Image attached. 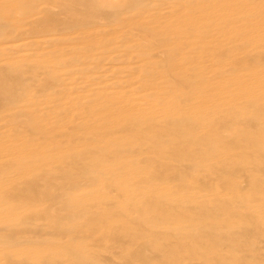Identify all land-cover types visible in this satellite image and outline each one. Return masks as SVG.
Wrapping results in <instances>:
<instances>
[{
    "label": "bare ground",
    "instance_id": "1",
    "mask_svg": "<svg viewBox=\"0 0 264 264\" xmlns=\"http://www.w3.org/2000/svg\"><path fill=\"white\" fill-rule=\"evenodd\" d=\"M34 1L10 3L15 11L0 0V264H264V2L229 3L230 23L202 20L194 42L190 21L143 12L152 0ZM238 15L254 28L235 29ZM116 27L125 32L106 54L125 44L145 70V103L124 99L128 75L115 82L125 92L112 81L106 95L91 86L87 95L84 81L65 108L62 74L79 83L90 71L101 84L106 67L133 62L125 49L69 55L66 42L78 31L93 46ZM214 30L224 43L202 42ZM33 43L66 45L47 59ZM42 104L53 111L45 120Z\"/></svg>",
    "mask_w": 264,
    "mask_h": 264
},
{
    "label": "rangeland",
    "instance_id": "2",
    "mask_svg": "<svg viewBox=\"0 0 264 264\" xmlns=\"http://www.w3.org/2000/svg\"><path fill=\"white\" fill-rule=\"evenodd\" d=\"M6 1V0H5ZM8 1V0H7ZM43 1L44 0H35L34 2L35 3H43ZM101 1H104L105 3H107V4H114V3H116V2H118V3H121L123 0H101ZM172 1V2H171ZM174 1L175 0H170V1H168V2H166V4L165 3H163V4H159V1H154V0H152L151 1V4L150 5H148L149 7H147V6H145L146 8H145V11H143V12H146L147 13V11H148V9L150 10V11H152V10H156V11H153V12H158L161 16H164V21H168V22H170V24H171V22H172V20H173V22L176 24V23H189V21H190V23H192V24H194V28L195 29H193V31H192V33H191V36H190V34H189V36L191 37V39H190V37H187L190 41H194V42H196L197 41V35H199L200 34V32H201V30H200V27H201V22H202V20H209L210 21V19H212L211 17H214L213 18V20L211 21V22H209L210 24H219V22H220V24H221V22H222V24H229L230 23V19H231V17L229 16V14H228V4L230 3H235V2H237V1H239V0H228V2H227V0H221V1H219V0H216V1H218V2H216L215 0H182L181 2H179V0H178V2L177 1H175L176 3V5L174 4ZM13 2L14 1H10L9 0V2H6V3H12L13 4ZM15 2H17V0H15ZM14 2V3H15ZM214 2H215V4H218V5H214ZM254 2H258V1H253V3H252V1H250V2H247V4L250 6H254ZM261 3H263L264 2V0H261L260 1ZM5 2H3V4H4ZM154 3L156 4L157 3V5L155 6L154 5ZM250 3V4H249ZM8 4V5H9ZM12 4H10V6H8L7 4V6L6 5H3V7H7V9L9 10L10 8L11 9H15L14 7H12ZM45 4L47 5V4H49V6H50V8L52 7V6H54V5H52L51 3H46L45 2ZM53 4H55V3H53ZM153 4V5H152ZM179 4V5H178ZM181 4V5H180ZM223 4V5H222ZM174 5V6H173ZM222 5V7H220V6ZM13 6H15L16 7V4H14ZM165 6L167 7V8H165ZM177 6H179V7H181V8H179V7H177ZM216 6V7H215ZM220 8H222V9H220ZM152 7L154 8V9H152ZM162 7H163V9H162ZM177 7V8H176ZM197 7V8H196ZM214 7V8H213ZM161 8V9H160ZM211 8V9H210ZM53 9V8H52ZM57 9H59L58 8V6L56 7V5L54 6V11H57ZM152 9V10H151ZM166 9H168V10H166ZM202 9V10H201ZM163 10V11H162ZM210 10V11H209ZM213 10H215V11H213ZM15 11H16V9H15ZM167 13H166V12ZM178 11H179V13H178ZM149 12V11H148ZM165 12V13H164ZM173 12V13H172ZM183 12V13H182ZM194 12V13H193ZM201 12V13H200ZM171 13L173 14L171 17H170V15H171ZM180 13H181V16H178V15H180ZM204 13V14H203ZM64 14V13H63ZM128 13H126V15H127ZM166 14L169 16V18H168V16H166ZM175 14V15H174ZM211 14V15H210ZM213 14V15H212ZM16 15H19V16H17V17H22L23 16V13H19V12H15V16ZM65 15V14H64ZM64 15H62V17H65ZM126 15H124L123 14V16L122 17H124V16H126ZM177 15V16H176ZM193 15V16H192ZM209 15V16H208ZM223 15V16H222ZM228 15V16H227ZM239 15H241V14H239ZM238 15V16H239ZM128 17H129V15H127ZM127 16L126 17H124L123 19H125V18H127ZM235 16H237L236 14H235ZM242 16V15H241ZM120 18H121V16H119ZM206 17H207V19H206ZM244 17V16H243ZM228 18H230V19H228ZM238 18V21L236 22V26H234V28L235 29H237V30H242L243 28L244 29H250L251 27H253L254 28V22H248V21H243L241 18H240V16L239 17H237ZM239 18L241 19V20H239ZM66 19V18H65ZM68 19V18H67ZM129 19H131V18H129ZM172 19V20H171ZM175 19V20H174ZM219 21H218V20ZM103 20H106V19H103ZM186 20H187V22H186ZM229 20V21H228ZM110 21V20H109ZM129 21L130 20H127L126 22H128L129 23ZM133 21H136V20H133ZM218 21V23H216ZM240 21H242V22H240ZM106 22H108V21H106ZM111 22V21H110ZM208 22V21H207ZM224 22V23H223ZM239 22V23H238ZM17 23V22H16ZM126 24V25H129V24ZM123 24H125V23H123ZM126 25H122V26H126ZM196 25V26H195ZM253 25V26H252ZM17 28H18V26H24V24L21 22H18L16 25H15ZM121 26V27H122ZM200 26V27H199ZM228 26V25H227ZM20 27V28H21ZM172 27L173 28H175L174 27V25H172ZM117 28H119V27H116V28H114L113 30L114 31H112L111 29H106V31H105V33H103V34H101V35H99V36H97V39H95V41H96V43L93 45V46H89V45H87V43H89L90 42V40L89 41H87V39H85V40H81V39H78V38H80L81 37V33L79 34V33H74V35H76V36H73V38L72 39H70V40H68V42H66L68 45H70L71 46V48H69L70 50L68 51V54L69 55H71V53H82V52H87V53H89V55H93V56H95V55H99V56H103V55H110V53H112V54H116V51H118L119 50V48H117L116 50H114V52H112V50L111 49H109L108 50V54H106L107 53V50H106V48H107V46H109L110 45V42L113 40H118V38L120 37V35H123V33L125 32V30H124V32H122V29H123V27H122V29L120 28V29H117ZM197 28V29H196ZM115 29H117V31L115 30ZM124 29H126L127 30V27L126 28H124ZM175 31L176 30H178L177 28H175L174 29ZM185 31V30H184ZM196 31H198V32H196ZM220 30H218L217 32H216V30H214V32L212 31L211 32V34L210 33H206V34H204V38L203 37H201V38H203L204 39V41H202V42H206L207 40L209 41L210 39H214V40H221V43L223 44L224 43V39L221 37H218L219 36V32ZM227 31V30H226ZM249 31V30H248ZM110 32V33H109ZM223 33H225V31L223 30L222 31ZM34 34H39V33H37V32H35ZM209 35V36H208ZM203 36V35H202ZM216 38V39H215ZM196 39V40H195ZM21 41H23V40H20V42ZM80 43H79V42ZM17 43H19V41H17ZM66 43H60V44H57V45H55V46H46V44H41L40 45V47L37 45V43H33L34 44V47L32 48V47H29L30 45H28V46H25L26 48H32L34 51H38V47H39V51L40 52H42L43 51V53H42V55H45L44 57L45 58H56V56H55V54H57V51L60 49V47H65V45H66ZM35 44H36V46H38L37 47V49H34V48H36V46H35ZM65 44V45H64ZM13 45V44H12ZM59 45V46H58ZM44 48H43V47ZM122 46H124V48H121ZM120 48H121V50L123 51V49H125V44H123ZM119 47V46H118ZM58 48V49H57ZM73 48H75V49H73ZM88 48V49H87ZM212 48V47H211ZM211 48H207V49H205L207 52H209V54H210V52H212L211 54H214L213 52H216V50L214 49V51H213V49H211ZM43 49V50H42ZM108 49V48H107ZM121 50H119L120 52L118 53V54H120V53H122V51ZM211 50V51H210ZM38 51V52H39ZM125 51H127L126 49L124 50V52ZM204 51V50H203ZM123 52V53H124ZM202 52V51H201ZM201 52H198V53H201ZM207 52L205 53V52H202L201 54L202 55H205V54H207ZM6 54V55H5ZM5 54H1V55H5V57L6 56H9V58L10 57H12V56H16L17 54H18V51L17 52H15V53H13V55H12V53H5ZM7 54H10V55H7ZM192 55H193V53H191ZM196 54H197V52H196ZM41 55V54H40ZM41 55V56H42ZM124 56H125V58H124V56H122V54H121V58H123L124 60H125V62H128L129 61V58L131 59L130 61H133L132 60V58L133 57H131L130 55L128 56L127 55V53L125 52L124 54H123ZM2 57V56H1ZM2 58H4V57H2ZM127 58V59H126ZM123 59H120V60H122V62L124 61ZM89 60H91L92 61V65H93V63L95 64V62H94V60L93 59H89ZM128 60V61H127ZM135 60H136V58H135ZM102 61V62H101ZM100 65H101V67L99 68V69H101L102 70V68H103V66L105 67V65H103L104 63L105 64H107L108 63V65H110V63H112L111 61H110V58L109 57H107V58H104L103 60H100ZM110 62V63H109ZM120 62V61H119ZM119 62H116V64L118 65L119 64V66H117V67H122V66H124V67H129L128 69H131V70H128L127 68H124L123 67V70L125 69V70H128L127 72H125L124 73V71H121V69H120V71L119 70H117V69H119V68H115L116 66L115 65H110V66H108V67H106L107 69H108V71H106V69H104L106 72H103V73H105V74H108V76H110L111 77V79H110V77H109V79L107 80V81H101V84L100 83H98V82H100V80L97 82L96 81V79H95V77L97 76V74L95 73V71L93 70V72L95 73V74H91V72L90 71H86L87 73H83L82 74V72H81V70H77V71H75L76 72V75L75 76H80L81 74H82V77H78V78H81L80 80H79V83H76V82H78V80H76V81H74V79H72V77H68V76H66L65 74H62V75H64V77H61V79L63 80V82L67 85L66 86V89H64V93H62V95L64 96V98H63V96H61L60 97V94H56V97H58L59 99H60V101L63 103V106L66 108V107H68L69 106V108H70V110L73 108V106H76L75 104V102H73V101H71V99L70 98H72L73 96H79L80 94H78V95H75L74 93L76 92V91H80V90H82V86H83V84L82 83H84V81H87L88 82V84H87V88H86V94L88 95L89 94V92L91 91L90 89H89V86H91V88L92 89H96V88H98L99 89V87H100V90H101V87H102V89L104 90V92H105V95H106V93H107V91H105V89H107V90H111L112 88L110 87L111 85H110V83L112 82V83H114L115 84V82H117V81H119L118 79H120V77H122L121 79H126L127 77L126 76H128V75H130V77H131V79L130 80H132V81H134V84H132L131 86H129L128 87V85L127 84H122V85H124V88L126 89V92H127V96H125L124 97V99L125 100H127L128 99V96L129 97H131L129 100H132L134 103H137L138 102V104H139V102L141 103V105H143L145 102H143V100L145 99V97L143 96V95H147V94H145L144 92L145 91H147L146 89H145V87H143V86H141L140 87V85L141 84H139V82L140 81H138L139 79H140V77H138V76H140L141 75V77H142V75L144 74V73H142V72H145V70L143 69V68H141L140 67V65H138L137 63H139V62H137V63H135L134 61L131 63H129V65H128V63L127 64H125L124 62V64H122L121 62L119 63ZM135 63V64H134ZM121 64V65H120ZM137 64V65H136ZM95 65H93V68L95 69V67H94ZM114 68H113V67ZM136 66H138V67H136ZM97 67V66H96ZM112 67V68H111ZM131 67H135V68H138V70H136L137 72H138V74H137V72H135V71H133V69L131 68ZM67 69V67L65 66L64 67V65L62 66V67H60L59 68V71H58V73H65L64 71ZM109 68H110V70H109ZM134 68V69H135ZM62 69V70H61ZM65 69V70H64ZM98 69V68H97ZM142 69V70H141ZM64 70V71H63ZM104 70H102V71H104ZM112 70V71H111ZM113 70H115V72L113 71ZM118 71V73H117V71ZM144 70V71H143ZM114 72L115 74H113V73H109V72ZM147 71V70H146ZM149 71V70H148ZM90 72V73H89ZM122 74V73H124V74H120V73ZM132 72V73H131ZM150 72V71H149ZM29 74V73H28ZM90 74V75H89ZM117 74H120L119 75V78L118 77H113V75L114 76H118ZM86 76H88L87 78L88 79H92V81L90 80V82L87 80V78H86ZM126 77V78H125ZM129 77V78H130ZM133 77V78H132ZM78 78H76V79H78ZM120 79V81L122 82V80ZM133 79H135V80H133ZM94 81L96 82L95 84H93L94 83ZM137 82V86H134V85H136V82ZM40 82L41 81H37V83H35V86L37 87V86H39V85H41L40 84ZM142 82V81H141ZM98 83V85H96ZM78 84H80V85H78ZM91 84H93V85H91ZM109 85V86H108ZM116 85V84H115ZM122 85H120L119 87H118V84L116 85L117 87L115 88L116 90H114V89H112V91H111V94H113L114 93V91H115V93H116V91L118 92H125V90H124V88H123V86ZM125 85H126V87H125ZM105 86V87H104ZM132 86L134 87V90H132ZM107 87V88H106ZM140 88V90L138 89V88ZM105 88V89H104ZM111 88V89H110ZM119 88V89H118ZM78 89V90H77ZM90 90V91H89ZM114 90V91H113ZM73 91V92H72ZM133 91H134V93H135V96H136V94L139 92V94H141V95H139V94H137L138 95V97L136 98V97H133L134 96V93H133ZM54 90H52V89H48V90H45L44 91V94H49V95H53L54 94ZM71 92V93H70ZM129 92H130V94H129ZM132 92V93H131ZM152 92V91H151ZM36 92H33V91H31L29 94H28V96H27V98L29 97V98H35L34 96H32L33 94H35ZM103 93V91L101 90L100 91V94H102ZM142 93H143V95H142ZM71 94H73V95H71ZM92 94V92H90V95ZM94 94V93H93ZM96 94V93H95ZM95 94L93 95V96H95ZM99 94V95H100ZM37 94H35V96H36ZM97 96H98V94H96ZM105 95H103V96H105ZM117 95H119L120 96V94L119 93H117ZM152 95H153V93H152ZM152 95H150L152 98H150V100H152L155 96H152ZM92 96V95H91ZM97 96L96 97H92L93 98V100H95L96 98H97ZM103 96H102V98H103ZM107 98H109V99H111V96H108ZM107 98L106 99H104V100H107ZM139 98H141V99H139ZM101 99V98H100ZM74 100H77L76 98L74 99ZM124 100V101H125ZM138 100V101H137ZM140 100V101H139ZM80 101V103H81V101L84 103L85 101L82 99V100H79ZM122 101H123V99H122ZM123 101V102H124ZM51 102H54L53 100L51 101ZM69 102V103H68ZM66 103V104H65ZM88 103H92L91 101L89 102L88 101ZM82 104V103H81ZM77 105H79L78 103H77ZM43 107H45V106H43V104L41 105V108L37 111L38 112V115H39V117L38 118H40V119H43V120H45L46 118H48L50 115H51V113H53V111H48L47 112V110H46V107L45 108H43ZM159 106L158 105H155L154 107H153V109L155 108H158ZM29 108V107H28ZM76 111L74 110L73 111V113H70V115L68 114V117H70V116H74L76 113H75ZM79 112V111H78ZM18 120V119H17ZM20 120H21V118H19V120L17 121V122H20ZM199 181V183H204V179H202V178H199L198 180H197V182ZM202 181V182H201ZM205 187H207L206 185H205ZM257 200H254V202H255V204H258L259 202L257 201ZM254 202H253V204H254ZM262 236V235H261ZM263 237V236H262ZM261 237V238H262ZM261 244H263L262 243V241H261ZM264 245V244H263ZM263 260H264V257H263Z\"/></svg>",
    "mask_w": 264,
    "mask_h": 264
}]
</instances>
